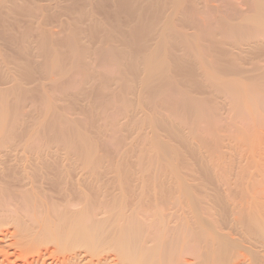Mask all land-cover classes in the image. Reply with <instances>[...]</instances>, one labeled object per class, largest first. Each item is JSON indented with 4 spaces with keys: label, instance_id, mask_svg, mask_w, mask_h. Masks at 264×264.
Returning a JSON list of instances; mask_svg holds the SVG:
<instances>
[{
    "label": "bare ground",
    "instance_id": "1",
    "mask_svg": "<svg viewBox=\"0 0 264 264\" xmlns=\"http://www.w3.org/2000/svg\"><path fill=\"white\" fill-rule=\"evenodd\" d=\"M246 1H242L241 6ZM14 2V7L11 4L13 11L21 9L18 5L22 2L16 3L17 6ZM87 2H91L90 6L100 11L99 14L105 19L96 20L97 18L94 17L91 21L92 26L89 25L94 28L93 30L99 31L100 29L101 37L96 35L101 38L100 41H118L121 48H126L130 53L121 56L123 53L120 54V49L119 56L116 51L117 47L99 46V41L98 47H94L93 51L89 50L90 48L85 50L78 45L79 38L76 41L74 37H77L76 34L80 33V30V32H75V35L71 34L72 36H69V31V37L67 38L66 34V39L61 38V41V39L56 40V33L47 34L43 31L45 33L43 34L42 28L40 31L37 27L35 29L38 30L35 31L36 40L40 43L37 42L42 63H37V61L35 63L33 61L35 56L31 57L27 54L25 62L28 64V69L24 68L19 72L21 63L19 65L15 62H21L18 60L21 57L20 53H27L25 43L30 41L29 39L28 42L26 40L23 42L24 32L21 35V38L24 37L23 41L19 40L24 43V46L22 43V46L19 45L18 48L13 46L15 54L19 56L14 61L16 64L14 66L17 68L16 73L30 75L34 71L30 70L29 64H34L36 74L56 72L55 74H62L63 79V74L81 70L82 67L83 70L88 68L83 58L93 55L99 61L110 60L118 66H130V74H134L133 78L129 79L127 76L126 79L123 78L126 75L122 78L119 76L117 81H121L122 86H120L126 92H133L142 111L150 109V113L146 114V120L152 132L163 127L167 136L179 140L181 150L171 147L166 143L167 141H161L156 135L151 141L149 140L153 145L150 151L153 155L147 151L150 156L148 154L144 156L149 159L144 156L138 159L141 161V165L139 161L137 162L138 165L142 167L146 163L149 170L147 167L146 170L144 167V172L136 170L141 174L138 180L134 178L137 182L134 181L135 183L132 184V180L130 181L134 177L133 174H136L133 172L129 175L132 167L127 172V169L125 170L127 167L123 170L118 166L119 170L111 171L116 175L115 179L112 182L107 180L106 185L104 184L106 181L102 182L104 185H99L101 181L99 182L98 179L100 180L102 172H99L98 168L90 167L94 180L88 181L83 175L74 178L78 173L74 176L73 168L68 163L69 158L59 154L57 148L65 143V138H67L65 130L59 132L58 140H52L49 135L47 139L50 140L46 139L48 142L46 141V144L43 142L40 146L39 138H35L34 142V137H31L33 140H24L25 142L14 141L13 147L16 153L10 157L15 167H8L14 169L15 172L6 175L8 172L5 174L4 169L0 167V264H264V0L247 1L252 2L251 9L250 4L247 3L249 6V10L245 9L247 13L252 8L254 9L251 13L249 12V15L243 13L242 8L238 6L241 8V13L247 16L243 20L240 15L242 19L240 24L235 22L236 17L235 24L233 22L229 24L228 19L222 22L224 24L228 21L226 27L235 35L236 41L233 43L235 46L232 47L237 51L234 52L233 48V50L222 49L221 45L211 46L214 47L212 48L214 61L210 64L215 67L213 72L218 74H197L199 71L197 72L196 68L198 65H203L197 63V59H204L203 56L199 52L191 51L196 58V63H194L186 55V50L190 48L191 40L195 36V33L194 36L191 35L193 37L189 36L186 30L197 23L194 19L195 23L192 22V14L195 16L197 14L195 12H198L204 4L206 7L207 0L203 2V5L199 0V3L197 0H114L113 5L127 14L124 20L121 17L123 13L113 9L120 13L119 18L124 21H121L117 13L110 10L111 8H107L110 0H89ZM197 4L200 6L199 10ZM232 5L227 4L229 8ZM237 5L234 4L235 7ZM23 6H25L24 3ZM93 8L91 9L94 10ZM187 9L192 12L188 11V15L185 16ZM202 9L204 11L205 8ZM234 9L231 8V11H235ZM28 10L30 11V8ZM201 10L202 16L206 15L207 11L205 10L206 13L203 14ZM9 11L11 12V9ZM29 11L27 12H34L32 9V12ZM27 12L24 11V14ZM241 13L239 11L237 15ZM251 14L253 15L250 16ZM90 15L89 12L85 16L90 17ZM3 21L7 22V20ZM176 24H182L180 29L175 28ZM184 26L189 28L184 29ZM10 28L13 29V26ZM182 29L186 32H182ZM31 32L34 33V31ZM64 33H66L65 30ZM93 36L95 37V34ZM17 38L21 39L20 36ZM16 42L14 41L13 45ZM59 42L64 44L63 47L57 45ZM231 45L228 44V46ZM241 46H245V49L244 47L241 49ZM59 48L65 52H61ZM0 57V124L9 126L10 122L5 120L16 109L14 106V110L11 108L12 111L7 112L10 109L6 108L7 102L5 101L7 100L5 99L9 91L21 97H28V101L34 97L33 95L38 100H42V96L46 94L42 91L41 83L36 88L26 89L24 87L26 83L23 84L25 76L22 83L15 81L14 77L13 82L16 83L14 87L13 85L12 88L10 87L11 89L2 88L7 86L12 79L9 77V68L3 65L2 55ZM247 59L250 60L249 67L245 63ZM242 61L245 63L243 66L247 65L248 68L240 66ZM141 65L144 66L145 77H142ZM175 72L183 74L178 75ZM112 81L114 82L113 79L110 82ZM103 83H100V88L102 85L104 87L108 85L106 82ZM165 90L164 94L158 95ZM167 92L173 96L178 95L179 101L174 102L176 109L172 108L174 103L171 104V102L175 97L171 96L173 101L170 97L167 100L170 102L169 105L171 104V115L164 119L158 116L159 120L154 119L159 111L158 105L166 104L161 100ZM49 95L46 96L49 97ZM21 99L26 100L25 97ZM38 100L35 99L34 102L38 103ZM49 101L52 103L51 99ZM19 103L23 102L19 99ZM51 107L49 110L54 109ZM169 107H166V110L170 109ZM54 113L52 110L51 114L46 113L48 118L44 121L50 131L53 128L52 125L50 127V123L55 125V131L59 130L57 129L58 122L54 124L57 121H54L56 117L48 122ZM139 121L136 120L138 123ZM142 122L146 123L145 120ZM67 131L69 134L70 131ZM75 138L76 143L78 137ZM140 138L143 139V137ZM79 142L76 145H79V149H75L81 152L82 162L91 165L95 157L92 155L96 151L93 150L96 146L93 148V143L89 144L88 138L87 141L81 139ZM35 143L39 146L38 148H35L37 146ZM57 143L58 147H56ZM67 144L63 145L67 147L70 142ZM71 144L73 146V143ZM19 147L24 149V154L27 153L29 156L24 155L22 158L20 154H17ZM22 149L19 150L21 154ZM75 149L72 147L71 151ZM178 156L180 165H177L179 162L176 163L175 159ZM6 157L8 158L9 155ZM144 158L148 160L142 161ZM170 158L175 159V165L180 166V169L177 167L176 170V166H171ZM3 160L0 158V166L7 163L2 164ZM51 160L53 162H50ZM153 166H160L165 170L162 169L164 170L162 172L159 167H156L160 169L156 172Z\"/></svg>",
    "mask_w": 264,
    "mask_h": 264
},
{
    "label": "rangeland",
    "instance_id": "2",
    "mask_svg": "<svg viewBox=\"0 0 264 264\" xmlns=\"http://www.w3.org/2000/svg\"><path fill=\"white\" fill-rule=\"evenodd\" d=\"M0 1L3 3L2 4L0 2V8L1 9L4 8L3 10L0 9V11H1L0 12V56L2 55L3 65H5V67L7 69L9 68V72H10L9 73V77H11V79H12L7 86L5 85V87H2V88H7V87H9V88L11 87L12 88V85L14 87L15 86L14 83H16V82H13L14 79L18 83H20V82L22 83L25 74L16 73L17 72L16 71L17 68L15 67L16 66L15 63H19V65L21 63V66H19V72H21L24 68L28 69V64L25 62L27 54H30L31 57L35 56V58L33 57L34 60L31 58L35 63H36V61H37V63H42V57H41V54L39 52L40 51V48H39V44L40 43H39L38 40H36L37 39L36 32L38 30L41 31V28H42L41 32L43 34H45L46 32H47V34L48 33L49 34L50 33H52V34L56 33L57 34V35L55 34L56 40L57 39L60 40L61 38L64 40V39H66V36L68 38L71 34H74L75 32L77 33V32L81 31L80 32L81 34L80 33H78V34L75 33L77 35V37L74 36L75 34L73 36L75 37V40L79 38L78 40L80 42L77 41V40L76 41L78 42V45L80 47L84 48L85 50L90 48L89 50L93 51L95 49L94 47L97 48L98 45L99 46H103L104 45L105 47H109V46L117 47L118 49L116 51H117V55H119V56H120L121 53H123L121 56L130 53L129 50H127L126 48L122 49L120 44L118 43V41H115V40H111V41L104 40V41H102L104 44H102V42L100 41L101 38H99V37H101L100 29H99V31L98 30H93L94 28L90 27V26H92L91 21L94 20V17L97 18L96 20H99V19L105 20V19L102 18L103 16L99 14L100 11L97 10L98 11L97 12L96 9L93 8V6H90L91 2L90 3L87 2L89 0H87V1L86 0L85 1L84 0H71V1L70 0H29L28 1L27 0L28 2L26 0L25 1L24 0H22V1H20V0H10V1L9 0H6V1L5 0H0ZM14 1H16V2H14ZM30 1H31V3H30ZM110 1H111L110 3H112V5L109 3L110 4V5L108 4L109 7L107 6L108 9L111 8L110 10H112L113 13H117V12L123 13L122 11H119L118 8H116V5L115 6L113 5V4H115L114 0H110ZM204 1L206 2V0H199V2L202 5H203ZM242 1H246V0H229V1H227L228 3L225 0H218V1L217 0H214V1L213 0H207V2H206L207 6L205 7V4L203 6H201L202 8H205L204 11H203L202 8H200V10L202 9L201 11H203V14L206 13L205 12V10H206L207 13H208V14L206 13V15L208 17L206 15L202 16V14H201V12L199 10L200 6H199V4H197L198 5L197 8L199 10L198 11L199 13L194 11L197 14L195 16H194V14H192L194 18L191 17L192 22H194L193 19L195 20V22H197V23L194 22L195 24L193 23L195 25V26L193 25L194 27L191 25V28L193 30L191 28L188 29L189 25L183 27L184 29H186L185 27H188L187 28L188 30H186L187 32L185 30H183V29L181 30L182 32H186L188 35L190 34L189 36H191L192 34L194 36V33H195L194 37L191 36V37H193V39L191 40L190 48H188L186 50V55L194 63H196V58H195L194 55L191 54V51L192 52H199L203 56L204 59H202V58L201 59H197L198 60L197 63H202L203 64V65H198V67L196 68V71L200 72V73L198 72L197 74H218V73H214L213 72L215 67L210 64V63H212L214 61V59H212V56L214 57V52H213L212 48H214V47H211V46H213V45H215V46L216 45H221V48L225 49V50H230V49H232L235 46V44H233L236 41L234 39L235 35L231 31H229L227 29L228 27H226L227 26L226 23H228V21H229L230 22L229 24H232V22L234 24H235V22L238 24L239 22H242V19L244 20V18L247 17V16H245V15H243L241 13L242 12L241 10H243V13H246V15H249L251 13V11L254 10L252 8V10L248 11V13H247L246 10L249 7V6H247V3H248V5L250 4L249 8L251 9V7H252L251 3L252 2L251 3L247 2V1H249V0H247L245 3H243V4L246 5V7H245V5L243 6V4L241 6V2ZM13 2L15 3V6H17L16 3L22 2V3H20L18 5V6H21V9H19V10L16 9L15 10V8H16L15 7L14 8L15 11H13V8H12V6L14 7ZM84 2H85L86 5L84 4ZM197 2H198V0H197ZM235 2H237V4L238 3H240V4L237 5ZM23 3H24L25 6H27L26 8H24L25 6H23ZM226 3L229 4V5H232V4L233 5H232V7L229 8ZM5 4H6V6H5ZM11 4H12V6H11ZM88 4H89V6H88ZM224 4H225V6H224ZM234 4L237 5L236 7L240 6L242 9L238 7L239 8V10H238V8H236L234 6ZM28 5H30V6H28ZM33 5L34 6L36 5V6L34 7ZM1 6H3V7H1ZM37 7H40L42 10L40 8H37ZM90 7L93 8L95 11L92 10ZM9 8L11 9V12L9 11L10 10ZM23 8H24V10H23ZM29 8H30V11L28 10ZM34 8H36L37 11H35L36 9H34ZM231 8H235L234 10L236 12L232 10L233 11V13H232ZM249 8H248V10H249ZM31 9L34 12L33 13H28L27 11L32 12ZM113 9H115V11H117V10L118 11L115 12ZM20 10H21V12H20ZM91 10L93 12H91ZM24 11L27 12L26 13L27 15L24 14ZM58 11H60V12H58ZM82 11H83V13H82ZM87 11H88V14L90 12L91 15H94V16L91 17V15H90L91 18L89 16H85V15H88ZM185 11H187V12H185ZM185 11H184L185 12L184 14L186 16V15H188V11H190V10L187 9ZM211 11H212V13H211ZM239 11H240L241 14L237 15V13ZM244 11H246V12H244ZM8 12H9V14H8ZM19 12L21 13V15H20ZM191 12L192 11H190V13ZM22 13L24 15H22ZM81 13L84 16H82ZM120 13H117L118 18L120 17V15H119ZM28 14H31V15L28 16ZM37 14H39V15H37ZM123 14H121V17H122V19L124 18V20H125V16H127V14H125V13H123ZM189 15H191V14H189ZM231 15H233V16H231ZM240 15L243 17L242 19L240 18L241 17ZM252 15L253 14H251L250 16H252ZM20 16H21V18H20ZM74 16H75V19H74ZM80 16H82L83 18L80 17ZM13 17H15V18H13ZM33 17H34V19H33ZM196 17L199 18L198 20H201L202 23L200 21L198 22V20H196L197 19ZM235 17L237 18V20L234 22V20L236 19ZM35 18H38L39 20L35 19ZM92 18H93V20H92ZM126 18H128V17H126ZM189 18H190V16H189ZM12 19H13V21H12ZM15 19H16V21H15ZM119 19L121 20V18H119ZM224 19H228V21L226 20L227 22L224 23L225 26L222 23V22H225ZM3 20H7V22L6 21L4 22ZM124 20H121V21H124ZM9 21H10V24H8ZM11 21H12V23H11ZM14 21H15V23H14ZM25 22H26V24H25ZM13 23H14V25H11ZM68 24H69V26H67ZM180 25L182 26V24H178L175 28L180 29V27H181ZM5 26H6V28H5ZM12 26H13V29L15 28L14 31H13L12 28H10ZM3 27H4V29H3ZM8 27H9V29H8ZM37 27L40 28V29L35 30V29H37ZM79 27H81V28H79ZM28 28H30L31 30L29 29V31H28ZM73 28H75V29H73ZM199 28H200V30H199ZM66 29H68L67 30L68 32L66 31ZM4 30H6V31H4ZM64 30H65L66 33H64ZM7 31H9V32L7 33ZM31 31H34L35 34L32 33ZM43 31H45V33ZM69 31H70V33H69ZM97 31L100 32V33H98ZM29 32H31V33H29ZM199 32H201V33H199ZM68 33H69V36H68ZM8 34H9V36H8ZM79 34H80V36H79ZM93 34H95V37L93 36ZM21 35L24 36L25 38L24 37L21 38ZM96 35H98V36L100 35V36L98 37ZM10 36H11V38L15 36V38H12L13 39L12 40L11 38H8ZM17 36H20L21 39H18ZM91 36H93V37H91ZM44 37H46V36H44ZM23 38H24V41H23ZM29 39H30V41L28 42ZM31 39H32V41H31ZM62 39H61V41H62ZM93 39L95 41H97V43H95V41ZM19 40H22L23 42H26V41L28 42V43H25V44H27L26 45L27 49H28L27 53L26 54L20 53L21 54L20 59H18L19 56H18V54H15V52H14L15 49H13L14 47L18 48L19 45L22 46V44L24 46V43L22 41L19 42ZM102 40H103V38H102ZM237 40H238V38H237ZM14 41L15 42L17 41L16 43H18V44L15 43L13 45ZM92 41H93V43H92ZM98 41L100 42L99 44H98ZM105 41H107V42L105 43ZM209 44H212V45H209ZM228 44H230V45L232 44V45L228 46ZM57 45L63 47L64 44L63 43L60 44V42H59ZM243 47L245 49V46H241V49ZM60 49L61 48H59V50ZM120 49H121V52L119 54V50ZM214 50H216V48ZM235 51H237V50L234 49V52ZM37 52H38V54H37ZM61 52H65V51L64 50L62 51V49H61ZM39 54H40V56H39L40 58L39 57L37 58V56ZM93 56H95V55H93ZM93 56H91V57L89 56V57L83 58L84 59L83 60L84 63L88 64V68L83 70V67H82L81 70H75V71L73 70L74 72L71 71L68 74H63V79H62V76H61L62 74L61 75L55 74L56 72L52 73V74H49L47 72H46L47 74L46 73H44V74H36L35 73V68H34L35 65L34 64L33 65L29 64L30 65L29 67L31 68L30 70H32L34 72L31 71L32 74L26 75L29 79L25 76L23 84L24 83H26V84H24V87L26 89L27 88H34V87L36 88V86H38V84L41 83L40 86L42 85V91L45 92L44 94H46L47 96L50 94L49 97H51V98H49V97H47L46 95L43 94L44 96H42V100H43V98H45L44 102L42 100H40V99L38 100L37 98H35L36 97L35 95H33L34 97L31 96V98L33 97L32 99H30L31 101L30 100L28 101V97L26 98V96H22L21 97V95H18V94L16 95L15 93H13L11 91H9L7 93L8 96L6 95L7 98L5 97L6 98L5 100H7V101H5V102H7V107L6 108L10 109V110H7V112L8 111L11 112L12 110H14V108H15L14 106H16V109L18 111H16V109H15L13 112L10 113L9 118L8 117L6 118L5 121L6 122L7 121L10 122L9 126H6V124H3V123L0 124V155H3L0 158L5 160L7 158L6 156L9 155V157L5 161L4 160L2 161V164L6 163V162L7 163L2 165V166H0V167H2V169H4L3 171L5 172V174L8 172L6 175H8V174L11 175V173L15 172V170L11 168V167L14 168L15 166L13 164L14 162L12 161V158L10 157L11 155L13 157L15 155V153H16L15 150H14V147H13V142L14 141L15 142H19V140H20V141L25 142L24 140H30V139H32L34 137L33 138L34 140L32 139L34 142H35V138H37V139L39 138L38 143H39V146H40L43 142H44L43 144H46L48 142L47 140H50V139H47L49 137V135H50L49 138H52V140H58V138L60 137L59 132L60 131H64V130H65L64 132L67 133V138H69V139L65 138L66 134L64 133V135H65L64 138L66 139V141L64 140L65 143H63V144H67V143L69 144V142H70V144L73 143V146H71L72 144L71 145L67 144L68 146L66 147V145L64 146L62 144L63 146L60 145V146H62V148H59L60 146L58 147V143H57L56 147H58L57 149L59 150V154H61V156L64 155L65 157L69 158L68 163L70 164L71 168H73L72 172H74L73 173L74 176L78 173L77 177H74V178H79V176L83 175L84 178L87 179L88 181L89 180H94V175L90 172V171H92L91 170L92 168H90V167H94L95 166L94 167L95 169L98 168L100 170L99 172H102L101 175H100L101 177H99L100 180L98 179L99 182L101 181L99 183V185H101V184L102 185H104V184L106 185L108 181L112 182V180L115 179V176H116L112 172H115V170L116 171L119 170L118 166H120V169H123V170H124L125 167H127V168H125V170L127 169V172H129L130 170L128 171V169H131L130 167H132V169L134 171L131 169V172H129V175L132 174L133 172H136V174H133L134 177L132 179H130V181L132 180V182H131L132 184L137 182L135 180H138L140 178V175H141L138 172H144L146 170V167H147L146 163L142 167L139 166L137 162L139 161V164H140L141 161L138 160V159H142L144 155L148 154V152H149L150 155H153V153L150 152L152 150L151 148L153 147V145L151 144V142H149V140L151 141V139H153V137L156 136V135H157V137L159 136L161 141H163V142L167 141L166 143H168L171 147L173 146V147H176L177 150L178 149L181 150L180 147H179L180 146L179 140H177V138L175 139L174 137L171 138V137L167 136V134H165V130H164L163 127H162L163 129L161 128L159 130H153L154 132H152L151 128L148 126V123H147L148 121L146 120L147 119L146 114H148V112L150 113L149 107L145 106V108L148 107L147 109H149V110H144L143 109V111H142V108H141L140 104L137 102L138 99L135 100L136 97L134 96L133 92L132 93L129 92V91L126 92V90L121 87L122 86L121 85V81L120 80L117 81L120 77L122 78L124 75H126V76H124L123 78L127 79V76H129L128 77L129 79L133 78L134 74H130L131 67L130 66H124L123 67V66H120V65L118 66L117 64L111 62L110 60L99 61L98 59H95L96 56L95 57H93ZM0 59H1V57H0ZM15 59L16 60L17 59L21 60V62L19 61V62H15L14 63V61H16ZM243 61L240 64V66H243L245 63L248 65L250 60L247 59V61H245V63H243ZM22 65H23V68H21ZM247 65H245L243 67L244 68H248L249 65H248V67H247ZM140 68L142 69V77H145L146 73L144 71V66L141 65ZM14 71H15V74H14ZM38 71L39 70H37V72ZM38 73H40V72H38ZM70 73H72V74H70ZM175 74L181 75L183 73L175 72ZM6 75H8V74H6ZM39 77H40V79H39ZM177 78H180V76H177ZM16 79H18V80H16ZM26 79H27V81H26ZM103 79H105V80L102 81ZM112 79L114 80V82L113 81L110 82ZM32 80H33V82H31ZM36 80L39 81V83H37ZM115 80H116V82H115ZM101 82L102 83L103 82L108 83V85L107 84L105 85V87H108V88H105L103 86L104 83L101 86L102 88H100V85H101L100 83ZM143 83H145V82H143ZM0 89H1V86H0ZM44 90H46V91H44ZM165 92H166V90L164 92L158 93V95H162ZM147 96H146V98H147ZM171 96H173V94H170L169 92L166 93L164 99L161 100V101L165 102L166 104L165 105H163V104H159L158 105L159 106V111H158V113H157V115L155 116L154 119H158L157 116L159 118L162 117L164 119V118H168L171 115L172 112L170 111L171 110V106L170 105L173 104L175 102V100L179 99L178 95H175V96H173V97H175V99L173 101ZM24 97H25L26 100L21 99V98H24ZM169 97H170V100L173 101V102H171L170 105H169L170 102L167 101V100H169ZM19 99H20V102H23V103H19ZM33 99L34 100L36 99V101L38 100L39 102L38 103L36 102L37 103L36 104ZM48 99L49 100L51 99L52 103H50V101ZM45 100H47V102H45ZM134 100H135V102H134ZM40 101H42V102H40ZM132 101H133V103H132ZM158 102H160V101H158ZM41 103H43V104H41ZM53 103H55V105H52ZM176 104L178 105L177 102H176ZM34 105H35V107H34ZM138 105H139V107H138ZM45 106H47L48 108L45 107ZM51 106L54 109L56 107V109L55 110L54 109H50L49 110V107H51ZM165 106L167 108L170 106L169 107L170 109L166 110ZM173 106H175V103H174V105H172V108L176 109V106L175 107H173ZM11 108H12V110H11ZM51 110H52L53 113L55 111L56 114L55 113L54 114L57 115V116H55L53 114L52 115L53 117L51 116L50 119L48 120V122L49 121L51 122V120L56 117L57 119L55 118L54 121L55 120H57V121H55L54 124H57V122H58V125H59V126L57 125V129H59V130L55 131L56 130L55 125H53V123H50V127L53 126V128H51L52 132L49 130L50 128H47L46 125L44 124L45 123L44 121L48 118V115H46V113L50 112V114H51ZM133 114H135V116ZM136 114L139 117H137ZM159 114H161V115L163 114V115L161 116ZM8 115H9V113H8ZM58 115L61 116V118ZM58 118H60V120ZM134 118H135V122H134ZM138 118H139L140 121L138 120ZM63 120H66V121H63ZM136 120L139 121V123L136 122ZM141 120L142 121L145 120L147 125H146L145 122H142ZM54 121H52V122H54ZM62 121H63V123H62ZM70 121L72 122V124H71ZM75 123L77 124V126H76ZM137 123H138V125H137ZM43 124L45 126H43ZM71 125H73V126H71ZM47 126H49V125H47ZM45 127H46V131L47 132L45 131ZM59 127H61V128H59ZM61 129H63V130H61ZM39 130H43V131H39ZM66 130L70 131L69 134H68V131L66 132ZM52 133H53V135H51ZM54 133L56 135H58V136L56 137V135H54ZM152 134H153V136H152ZM70 135L72 136L71 138H70ZM77 135H79L80 138ZM40 136H41V138H40ZM84 136L86 137L85 138L86 141H87V138H88V141H90V142H88L89 144L93 143L92 144L93 148H95V146H96V148L93 150V151H95V150L96 151L92 155V156H95V157H93V159L91 157V159L93 161L92 162L93 164L90 163L91 165L84 164V162H82L83 158H81V156H82L81 152L79 150L78 151L76 150V149H79V145L76 146L78 144V142L81 139L85 140ZM53 137H56V139L55 138L53 139ZM75 137H78L76 143H75V140H74ZM140 137H143V139L140 138ZM42 139H44V140H42ZM67 140H69V141H67ZM36 143H37V141H36ZM36 143H35V145H37ZM39 146L37 145L35 148H38ZM72 147H74V149L76 148L75 149L76 151L75 150L71 151ZM44 148L45 147H43V149ZM20 149H22V148L21 147L18 148V153L17 154H20L21 157L22 156L24 157V155L25 156L26 155L29 156V154H27V153L24 154V152H23L24 149H22V154H23L22 155L21 152H19ZM115 149H116V151H115ZM176 149H175V151H176ZM140 150L144 151L145 153L144 152L141 153ZM76 153H78L79 156H78V154L76 155ZM149 154H148V156H150ZM178 154L180 155L179 151H178ZM139 156L141 158H139ZM144 157H146V156H144ZM79 158L81 160H79ZM146 158L149 159V157H146ZM96 159H97V162H96ZM148 159L144 158L142 161L148 160ZM175 159H176V163H177V161L179 162V156H178V158H175ZM175 159L174 158H170L169 160L172 162L171 166H173V165H174V167L176 166L175 168L177 170V167H178L177 165H180V162L177 163V165H175ZM169 160H168V163L170 162ZM50 162H53V160H51ZM146 162H148V161H146ZM149 162H150V160H149ZM110 163H112V164L110 165ZM115 165H117V166H115ZM121 165L124 166V167H122ZM5 166L9 170L10 169L11 170L9 171L8 169H6ZM8 166H11V167H8ZM144 167H145V170H144ZM154 167L155 168L156 167L160 168V166H153V168ZM148 168H149V166L147 167V170H149ZM155 168H154V170L156 172H158V170H160V169L161 170L164 169V168H160V169L156 168L157 169L156 170ZM150 170H152V169H150ZM154 170H152V171L155 172ZM164 170H162V172ZM152 171H151V173H152ZM166 171H167V169H166ZM151 173H150V175H151ZM102 174L104 175L103 176L104 178L102 177ZM107 174L108 175L110 174V175L108 176ZM166 174H168V172H166ZM107 176H108V178H107ZM138 176H139V178H138ZM101 178H102V180H101ZM134 178H136V179L134 180ZM150 179H152V178H150ZM105 181H106V183H104ZM11 185H14V184H11ZM11 188H13V186Z\"/></svg>",
    "mask_w": 264,
    "mask_h": 264
}]
</instances>
